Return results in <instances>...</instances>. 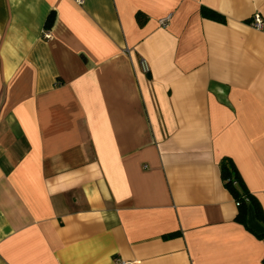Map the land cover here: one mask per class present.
I'll list each match as a JSON object with an SVG mask.
<instances>
[{"label": "crops", "instance_id": "obj_1", "mask_svg": "<svg viewBox=\"0 0 264 264\" xmlns=\"http://www.w3.org/2000/svg\"><path fill=\"white\" fill-rule=\"evenodd\" d=\"M256 14L264 0H0V264H264V222L250 203L236 221L220 169L264 211Z\"/></svg>", "mask_w": 264, "mask_h": 264}, {"label": "trees", "instance_id": "obj_2", "mask_svg": "<svg viewBox=\"0 0 264 264\" xmlns=\"http://www.w3.org/2000/svg\"><path fill=\"white\" fill-rule=\"evenodd\" d=\"M200 13L203 17L224 23L225 18L206 7H202ZM53 24V14L50 13L45 21V29H49ZM221 174L225 183V187L231 192L235 201L238 204V213L236 216V221L241 223L246 227L245 218H246V208L250 203L255 211V215L258 220L264 222V211L261 210L259 205L255 202L253 196L247 192V190L242 186L239 176L234 168V165L229 159H223L220 164Z\"/></svg>", "mask_w": 264, "mask_h": 264}, {"label": "built area", "instance_id": "obj_3", "mask_svg": "<svg viewBox=\"0 0 264 264\" xmlns=\"http://www.w3.org/2000/svg\"><path fill=\"white\" fill-rule=\"evenodd\" d=\"M169 20H170V15H167L161 19H159V24L163 27H166L169 23ZM251 26L257 30H260L262 29V26H264V23H262V20L261 18L259 17L258 14L254 15L251 22H250ZM44 37L45 38H50L49 34L48 33H45L44 34ZM140 66H141V69L143 70V72H147L149 70L146 62L144 60H141L140 61ZM118 264H131V263H128V262H124V261H118Z\"/></svg>", "mask_w": 264, "mask_h": 264}]
</instances>
